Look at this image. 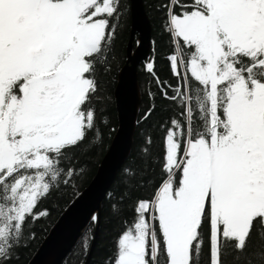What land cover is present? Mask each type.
I'll return each instance as SVG.
<instances>
[{
    "label": "snow or ice",
    "instance_id": "obj_1",
    "mask_svg": "<svg viewBox=\"0 0 264 264\" xmlns=\"http://www.w3.org/2000/svg\"><path fill=\"white\" fill-rule=\"evenodd\" d=\"M119 4L0 0V264L75 175L69 154L95 128ZM164 7L177 85L157 82L180 116L165 130L160 183L136 202L109 264H201L206 240L207 264H225L229 248L264 264V248L248 251L264 240V0Z\"/></svg>",
    "mask_w": 264,
    "mask_h": 264
},
{
    "label": "trees",
    "instance_id": "obj_2",
    "mask_svg": "<svg viewBox=\"0 0 264 264\" xmlns=\"http://www.w3.org/2000/svg\"><path fill=\"white\" fill-rule=\"evenodd\" d=\"M143 1L152 27V49L149 57L138 67L142 93L138 125L130 157L118 172L103 201L99 235L88 264H109L116 250L118 236L133 220L136 202L152 196L162 175L165 130L172 119L180 116L178 105L164 98L157 82L158 77L159 81L168 86L169 94L177 85V78L170 71L168 60L173 52V44L166 31L164 5L168 0ZM114 23L116 36L107 53L106 68L101 67L97 72L98 91L94 99L95 128L89 133L88 141L69 154L76 170L70 183L67 185L61 183L58 189L39 203L36 211L46 210L48 214L28 224L25 239L17 251L18 258L14 259L12 264L29 263L61 214L89 185L116 133L118 116L114 91L119 71L126 62V50L131 36L130 0H120L119 16ZM151 61L155 62L154 74L146 68ZM149 112L151 115L145 118ZM95 231L96 223L92 221L84 236L62 264H85ZM254 248H264V240L255 235L248 251L251 252ZM228 253L224 257L225 264H246V254H237L232 252L231 248L228 249ZM200 259L201 264H207V240Z\"/></svg>",
    "mask_w": 264,
    "mask_h": 264
},
{
    "label": "water",
    "instance_id": "obj_3",
    "mask_svg": "<svg viewBox=\"0 0 264 264\" xmlns=\"http://www.w3.org/2000/svg\"><path fill=\"white\" fill-rule=\"evenodd\" d=\"M130 10L132 23L126 62L119 71L114 91L116 133L89 185L61 214L28 264H62L94 221L96 231L85 264L91 260L99 235L103 201L132 151L142 102L138 67L152 49V27L144 1L130 0Z\"/></svg>",
    "mask_w": 264,
    "mask_h": 264
}]
</instances>
